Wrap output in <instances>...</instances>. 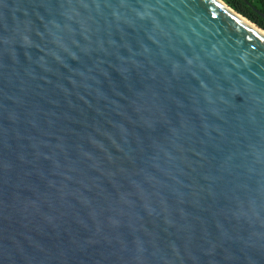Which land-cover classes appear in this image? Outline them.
I'll return each instance as SVG.
<instances>
[{
    "label": "water",
    "instance_id": "95a60500",
    "mask_svg": "<svg viewBox=\"0 0 264 264\" xmlns=\"http://www.w3.org/2000/svg\"><path fill=\"white\" fill-rule=\"evenodd\" d=\"M0 264H264V32L220 0H0Z\"/></svg>",
    "mask_w": 264,
    "mask_h": 264
},
{
    "label": "trees",
    "instance_id": "16d2710c",
    "mask_svg": "<svg viewBox=\"0 0 264 264\" xmlns=\"http://www.w3.org/2000/svg\"><path fill=\"white\" fill-rule=\"evenodd\" d=\"M264 30V0H220Z\"/></svg>",
    "mask_w": 264,
    "mask_h": 264
},
{
    "label": "rangeland",
    "instance_id": "374dc122",
    "mask_svg": "<svg viewBox=\"0 0 264 264\" xmlns=\"http://www.w3.org/2000/svg\"><path fill=\"white\" fill-rule=\"evenodd\" d=\"M226 5V4H225ZM227 6V5H226ZM228 7V6H227ZM229 8V7H228ZM231 9V8H230ZM232 10V9H231ZM234 11V10H233ZM240 15V14H239ZM245 18V17H244ZM245 19H247V18H245ZM248 20V19H247ZM249 21V20H248ZM249 22H251V21H249ZM252 24H254L253 22H251ZM257 28H259L261 31H263L264 32V30H262L260 27H258L256 24H254Z\"/></svg>",
    "mask_w": 264,
    "mask_h": 264
}]
</instances>
